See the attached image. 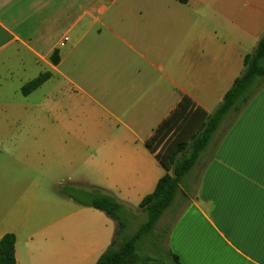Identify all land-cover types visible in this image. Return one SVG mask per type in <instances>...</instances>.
Segmentation results:
<instances>
[{
	"label": "crops",
	"instance_id": "obj_1",
	"mask_svg": "<svg viewBox=\"0 0 264 264\" xmlns=\"http://www.w3.org/2000/svg\"><path fill=\"white\" fill-rule=\"evenodd\" d=\"M262 30L264 0H0V117L31 116L34 155L51 149L68 177L82 167L140 203L169 172L158 156L199 131ZM46 169L0 163V239L14 235L15 264H95L116 222L53 190ZM174 202L156 229L168 223L181 264H264V88L221 123Z\"/></svg>",
	"mask_w": 264,
	"mask_h": 264
},
{
	"label": "trees",
	"instance_id": "obj_2",
	"mask_svg": "<svg viewBox=\"0 0 264 264\" xmlns=\"http://www.w3.org/2000/svg\"><path fill=\"white\" fill-rule=\"evenodd\" d=\"M50 61L56 65L59 62L57 52L50 55ZM49 73H43L26 83L21 88L22 95L26 96L40 87L49 79ZM264 88V32L257 45L244 60V69L235 79L232 87L224 96L222 102L207 117L199 131L187 143H180L171 150L166 158H159L167 171L157 182L154 190L146 195L138 204L140 211L146 214V221L129 237H124L126 224L123 216L127 213L125 205L113 196L101 192L89 197L82 205L103 212L116 222V233L107 250L99 257L95 264H140L142 256L152 237V247H155V238L162 239L155 233L156 226L163 213L174 203L180 191V186L196 165L200 155L207 149L214 134L221 123L231 117L233 122L250 100ZM146 145L152 149L151 140ZM151 239V238H150ZM15 237L5 234L0 239V264H15ZM171 259L170 264H181L174 254L166 251ZM146 261H150L146 258Z\"/></svg>",
	"mask_w": 264,
	"mask_h": 264
},
{
	"label": "rangeland",
	"instance_id": "obj_3",
	"mask_svg": "<svg viewBox=\"0 0 264 264\" xmlns=\"http://www.w3.org/2000/svg\"><path fill=\"white\" fill-rule=\"evenodd\" d=\"M262 32H264V30H262ZM60 87L61 89H55L54 91L44 88L43 92L45 95L47 92L53 91L55 97L60 98L62 105H64L66 97L63 95V92L67 91L68 87L64 85L63 81L61 82ZM10 119L11 120L4 121V119L0 117V150L4 151L2 153L0 152V163H4L8 160L20 162L40 160L47 168H49V170L46 169V176L53 178V182L51 184L53 190L60 191L61 194H68L77 201L87 200L89 197L96 194L98 188L105 190L110 195H113L118 199H121L122 201L120 202L125 205L127 210V213L123 216L126 224L124 237L133 235L139 226L146 221V214L139 211L138 200L131 198L132 196L126 195L128 192L127 187L129 186L100 184V178L95 172L89 176V174H85L86 171L82 169V167L76 168L68 177V175L63 173L62 167L61 170L58 168L59 161L54 163L53 152L51 149L39 155H34L33 152L40 146V144H43V138L41 134L37 132L36 120L32 119L31 116L29 118L24 117V115L21 117L17 114V112H14ZM166 136L168 135H164L163 138H166ZM4 189L5 187L2 186V193ZM176 202H180V197H178ZM176 202H174V204L163 213V221L167 220V216L175 209ZM181 203L184 204L187 202L182 200ZM166 224L161 222L157 227L160 231L156 229V231L162 236V239L161 237L155 238V247H152V243L154 242L152 241V237H150L151 239L149 238V245L147 250L143 251L144 255L142 256L140 264L171 263V259L168 257L166 252L167 249L163 234V232L166 231ZM146 258H149L150 261H146Z\"/></svg>",
	"mask_w": 264,
	"mask_h": 264
},
{
	"label": "built area",
	"instance_id": "obj_4",
	"mask_svg": "<svg viewBox=\"0 0 264 264\" xmlns=\"http://www.w3.org/2000/svg\"><path fill=\"white\" fill-rule=\"evenodd\" d=\"M64 42H65V39L60 43V46H63Z\"/></svg>",
	"mask_w": 264,
	"mask_h": 264
}]
</instances>
